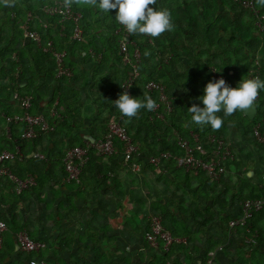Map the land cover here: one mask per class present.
<instances>
[{
    "label": "trees",
    "instance_id": "obj_1",
    "mask_svg": "<svg viewBox=\"0 0 264 264\" xmlns=\"http://www.w3.org/2000/svg\"><path fill=\"white\" fill-rule=\"evenodd\" d=\"M244 1L246 0H158L157 8L170 10L175 30L158 39L132 36L134 46L128 48L131 54L136 48L141 52L140 77L130 94L141 100L145 94L150 95L157 102L158 108L153 112L141 110L138 118L128 121L112 103L123 94V85L131 72L130 66L123 62L120 55V25L115 20V11L98 14L95 10L74 5L73 10L82 16L83 30V40L74 41L70 26L61 30L60 16H46L42 12L44 7L55 5L59 1L36 0L33 3L32 0H14L16 4L7 10L3 0H0V149L16 153V148L19 147L20 154L16 156L10 169L16 177L26 179L31 176L36 182V185L18 194L13 182L8 178L0 179L4 188L3 200L7 199L10 207L8 216L0 215V220L7 226L4 243L0 248V264H11L8 259L15 251L13 241L25 230L19 212L30 196L36 195L39 201H44V190L51 183L53 186L50 185L49 190L54 198L62 197L60 187L67 190L64 200L56 208L58 214L47 216L61 230V234L48 243L27 231L34 241L48 246L39 254L29 257L18 248L21 254L19 258H22L18 259V264H28V259L33 257L46 264H55L56 261L59 264H195L196 257H199L201 264H205L210 252L217 253L216 264H219V255L225 254L227 244L234 241L236 236L242 237L239 250L247 252L249 249L257 253L264 251V211L255 214L244 226L230 227L233 220L241 217V204L244 201L264 197L260 187L264 179L259 177L256 181L247 177L250 170L240 158V147L236 150V157L226 164V174H237V181L229 175H222L219 180L211 179L205 172L194 175L179 167L174 158L163 160L159 167L148 163L149 158L159 157L161 153H170L173 157L183 156V150L178 147L179 139L196 143L197 137L211 153L208 138L216 135L226 139L234 128L241 133L246 143L256 146L260 165L264 169V145L254 141V130L264 119V90L257 99L258 114L253 121L243 113L225 117L221 112L219 115L224 124L220 130L213 131L210 126L201 128L191 123L188 112L193 104L203 107L198 98L203 96L206 84L215 81L214 72L225 76L228 86L233 88L243 78L259 77L264 80V8L258 7L254 1L253 9H247ZM26 29L38 32L42 44L25 40ZM49 42L53 43L54 51L67 53L64 62L67 75L57 76L52 50L44 51ZM83 52L86 53L85 56L82 55ZM77 60H81L84 66H91V76L83 79L86 88L93 84L97 90L96 95L92 94L96 109L93 117L95 125L92 128L94 143L104 140L114 122H120L127 128L133 145L140 149L141 156L135 155L132 160L141 165L139 174L148 171L157 177V184L163 186V198L167 200V204L153 205V215L161 218L163 228L174 239L184 242L173 243L169 250H165L164 241L159 240L158 248H152L145 235L151 230L152 216L145 218L141 226L135 225L137 231L143 229L145 232L136 254L126 253L120 246L114 249V237L108 238V244H101L102 239L96 237L100 234L97 232L107 234L112 229L111 226L98 228L92 220L86 230L72 231L69 227H63V211L68 209L72 200L69 192L82 188L88 173L95 176L102 189L113 191L124 189L119 176L121 168L125 167L130 173L139 175L125 164V145L119 140L115 141L117 154L113 156H99L94 149L89 150V160L82 169L79 182L68 180L63 162L66 157L64 154L53 155L42 147L44 135L53 139L58 134L68 138L69 151L75 147H87L71 133L73 128L83 125L81 122L78 125L77 121L85 108V103L80 101V94L72 84L79 80V77L71 75ZM24 81L27 87L21 88L20 84ZM46 81L53 84V92L48 103L50 109L44 115L50 122H55V131L46 134L38 128L34 139L23 140L21 135L24 126L7 121L8 117L24 112L13 95L17 93L21 97H31L33 105L30 113L36 115L33 108L35 102L42 98L40 83ZM152 81L165 87V93L173 103L170 113L165 112L158 93L147 92L146 87ZM50 110H54L59 118L50 117ZM158 113L164 115L163 120L157 117ZM87 143L93 144L90 141ZM58 167L60 175L55 174ZM185 194H190L191 200L196 201L194 208L186 206ZM79 195L82 193L79 192ZM126 199L137 200L132 193ZM138 206L140 209L145 208L141 203ZM52 208L53 203L46 209ZM122 217L129 223L130 215L126 211ZM215 225L221 238L208 240L201 249L197 246L198 242H202L199 234L205 229L211 231ZM245 237H254L257 244L247 246ZM75 249L80 250V254L74 253ZM60 251L66 255H61ZM50 256H55V261H51Z\"/></svg>",
    "mask_w": 264,
    "mask_h": 264
},
{
    "label": "crops",
    "instance_id": "obj_2",
    "mask_svg": "<svg viewBox=\"0 0 264 264\" xmlns=\"http://www.w3.org/2000/svg\"><path fill=\"white\" fill-rule=\"evenodd\" d=\"M82 55L85 56L86 53ZM77 61L78 62L72 69V74L71 71L70 74L73 77H79V80L73 81L72 84L74 89H76L75 91L79 92L80 94V101L85 103V108L84 113L77 121V123L81 122L83 125L79 128H73L71 133L78 139V141H81L82 144L88 145L91 144L87 143L88 141L94 143L92 128L95 125L93 117L96 113V109L94 107V97L92 94L96 95L97 90L94 89L93 84L87 85L88 88H86V84L83 79V77L89 78L91 76V66H84L81 60ZM102 71H104V68H102ZM52 85L53 84L51 81L40 83L42 98H39L38 101L35 102L33 110L35 113H37L36 115L44 114L49 111L50 108L48 107V103L53 92ZM20 87H27V83H25V81L22 82ZM90 90L94 92L91 93ZM17 108L18 105L16 104L15 109ZM232 131H235L232 134L238 133V131L235 129H232ZM235 135L238 137V144L242 147H240L242 149L240 158L250 170V172L247 174V177L254 178L256 181L259 177L264 179V169H262L260 165V157L259 154H257L256 146L250 145L248 143L246 145V142L244 140L242 141L239 134ZM42 139V147L53 155L64 154L66 156L67 152L69 151L68 138L63 135H55L53 139H51L50 136L44 135ZM254 141L258 142L257 140ZM60 172V167L56 168L55 174L60 175ZM226 175H229V177L234 181L238 180V176L235 173H228ZM119 176L124 189L113 191L102 189L95 176L88 173V178L86 179L84 186L78 190L69 192L71 193L72 200L68 209L63 211V215L65 214L63 227H69L72 231H77V229L86 230L88 229V224L92 220L96 223V227L98 228H102L105 225L111 226L112 229H110L107 234H105L103 231L97 232L100 233L96 237L102 239L101 244H108V238L114 237V249L116 246H120L122 251H125L129 254H136L139 250L141 241L143 239V234L145 232L143 229L137 231L135 225L141 226L145 218L152 215L153 205H166L167 200L163 198V186L157 184V177L148 171L141 172L138 176H136L123 167L119 170ZM50 185L53 186L52 183ZM49 186H47V188L44 190V201H39L36 195L30 196L24 208L19 212L20 218L24 222L25 230L33 233L35 237L45 241H47V238L50 240H52L54 237L58 238L61 234V230H59L54 222L48 220L49 218L47 216L50 214L52 215V213L53 215L58 214L56 208L61 203V201L64 200L63 197H65L67 193L65 187H60L62 188L61 191L63 192L62 197L54 198L55 196L50 192ZM79 192H81L82 195H79ZM130 193H132V195H134L137 200L127 201L126 197ZM3 195L4 188L0 184V215L8 216L10 207L7 205L8 200L6 197V200H3ZM185 198L186 206L194 208L196 201L190 200V194H185ZM51 203H53L54 208L47 210L46 208L50 206ZM139 203L144 204L145 208L140 209L138 206ZM122 206H126L127 208L123 209ZM65 207H67V205ZM124 211L130 215L129 223L125 218L122 217L124 215ZM44 215L47 221H51L53 223V231H50V229L47 228V224L45 223L46 219L43 217ZM212 229L215 230L212 234H210L208 229H205L203 233L199 234V239H201L202 242H198L197 246H199L201 249L204 248V245H206L208 240H217L218 238H221V235L216 229V225ZM91 238L94 239V237ZM241 241L242 237L236 236L234 237V241H231L227 244V250L225 254L221 253L218 257L219 264H264V251L257 253L256 251L248 249L247 252H243L239 250V243ZM93 242L91 241L90 243ZM13 244L15 251L8 260L11 264H18V259L22 260V258H19L21 254L19 253L15 240L13 241ZM74 253L80 254V250L78 251V249H75ZM49 258L51 261H55L56 259L55 256H50ZM196 259L197 262L195 264H201V259L199 257H196Z\"/></svg>",
    "mask_w": 264,
    "mask_h": 264
},
{
    "label": "built area",
    "instance_id": "obj_3",
    "mask_svg": "<svg viewBox=\"0 0 264 264\" xmlns=\"http://www.w3.org/2000/svg\"><path fill=\"white\" fill-rule=\"evenodd\" d=\"M255 0L244 1V7L247 9H253ZM63 2L59 1L55 5H49L42 9V12L46 16H60L61 30H64L66 26L71 27L72 39L74 41L83 40V30L80 25L81 15L72 9H62ZM32 18L31 15H29ZM119 34L121 39L119 41V51L123 58V62L130 66L131 72L129 78L124 83V91L131 93V88L134 83L140 77L139 64L141 60V52L138 48L135 49L134 53L129 52V46H134L131 42V37L127 32L120 26ZM25 40H31L38 45L42 44V38L38 32L26 29ZM52 50L55 57L57 76L62 77L68 74V70L65 67V59L67 56L66 52H56L53 49V43L49 42L47 47L44 48L45 52ZM215 81L219 79H227L222 74L214 72ZM256 78V77H255ZM130 86V87H129ZM146 90L148 93H158L160 95V102L165 106V112L170 113L173 110V103L169 96L165 93V87L157 82H150ZM131 95V94H130ZM13 99L19 104L24 112L17 114L12 117H8V123L20 124L24 126L23 133L21 135L23 140L34 139L37 135V129L40 128L43 133H51L55 131V122H50V119L44 115H32L30 110L32 109V98L29 96L21 97L15 93ZM158 108V107H157ZM50 117L58 119L59 116L54 110H50ZM159 119H164V115L158 113ZM9 131V130H8ZM10 137V133H8ZM254 135L258 142L264 145V119L257 125L254 130ZM119 140L125 145V159L124 162L130 167V170L134 173L141 171V165L137 162H133L135 155L141 156L139 147L133 145L132 139L129 137L128 130L120 122H114L109 127L108 135L104 140L98 141L97 143L88 144L87 147H75L68 151L64 165L68 173L69 181H78L82 173V169L89 160V150L94 149L99 156H113L117 154L115 147V141ZM196 143L184 139H179L178 147L183 150L184 155L181 157H173L170 153H161L159 157H151L148 163L159 167L162 165L163 160L174 158L177 161L179 167L184 168L187 172H191L194 175L199 172H205L211 179H220L222 175L226 173V164L233 158V153L230 144L226 139L220 138L216 135H212L208 138V144L211 145L212 151H208L204 145H202L198 138L195 137ZM20 154V148H16V153L1 150L0 149V179H9L15 184V189L18 194H21L30 186L36 185L33 177L29 176L26 179H20L16 177L11 169L15 163L16 156ZM43 158V156H39ZM112 177L113 175L110 174ZM261 189L264 194V181L261 183ZM242 214L240 218L233 220L230 223L231 228L238 226H244L248 220L252 219L255 214L264 211V197L262 199L246 200L241 204ZM150 232L146 234V240L149 242L152 248H158L159 240L164 241L165 250H169L173 243L184 242V240L174 239L170 232L163 228L162 220L159 216H153L151 220ZM7 231L6 223L0 220V248L4 243V234ZM245 244L252 246L257 244V240L254 237H245ZM19 250L29 257L32 254H39L46 249V244L42 242L34 241L26 230L21 231L16 238ZM221 249V248H220ZM217 253L210 252L205 264H216ZM28 264H46L44 261H40L37 257L29 258Z\"/></svg>",
    "mask_w": 264,
    "mask_h": 264
},
{
    "label": "clouds",
    "instance_id": "obj_4",
    "mask_svg": "<svg viewBox=\"0 0 264 264\" xmlns=\"http://www.w3.org/2000/svg\"><path fill=\"white\" fill-rule=\"evenodd\" d=\"M3 2L7 4L8 0ZM255 4L264 8V0H255ZM74 5L95 10L98 14L115 11V20L129 36L158 39L163 34L175 30L170 10L157 8L158 0H63L62 9L70 10ZM262 90H264V80L259 77L243 78L235 88L228 86L222 78L210 81L203 90V96L198 98L203 107L193 104L188 108L191 123L201 128L210 126L213 131H218L224 124V120L219 115L221 112L225 117L233 116L238 112L245 115L254 112ZM112 103L128 121L138 118L141 110L153 112L158 107L157 102L150 95L145 94L141 100L133 98L127 91Z\"/></svg>",
    "mask_w": 264,
    "mask_h": 264
},
{
    "label": "rangeland",
    "instance_id": "obj_5",
    "mask_svg": "<svg viewBox=\"0 0 264 264\" xmlns=\"http://www.w3.org/2000/svg\"><path fill=\"white\" fill-rule=\"evenodd\" d=\"M32 1H33V3H35L36 0H32ZM57 1L63 2V0H57ZM15 4L16 3H14V0H9L7 2V4H5V6H6L5 9L10 10L13 7V5H15ZM197 89L199 90V87ZM177 96H178V94H177ZM232 129H234V128H232ZM233 132H235V131H232L231 130V134L229 133L226 136V140L228 141V143L230 144V146L232 148L233 157H236V155H237L236 150L238 149V147H241V146L238 144V137L235 134H239L241 139H242V137H241V133L238 132V133L232 134ZM255 140H256V138H255ZM242 141H243V139H242ZM246 145H247V143H246ZM235 146H236V148H235ZM40 156H42V155H40ZM224 175H226V173ZM190 200H191V198H190ZM151 216H153V212H152V215ZM43 217L46 219L45 215ZM45 223L47 224L46 226H47L48 229H50V231H53L54 230V228L52 226L53 223L51 221H47V219H46V222ZM214 231L215 230L212 229L210 231V234H212ZM47 241H48V243L51 242V240L48 239V238H47ZM47 246H48V244H47ZM56 250L58 251L59 249L56 248ZM60 254L61 255H66V253H64L62 251H60ZM68 262H71V261L68 260ZM55 264H59V263H57V261H56Z\"/></svg>",
    "mask_w": 264,
    "mask_h": 264
},
{
    "label": "water",
    "instance_id": "obj_6",
    "mask_svg": "<svg viewBox=\"0 0 264 264\" xmlns=\"http://www.w3.org/2000/svg\"><path fill=\"white\" fill-rule=\"evenodd\" d=\"M257 114H258V109H257V107H256V109H255L254 112H252V113H250V114H248V115H245V114H244V115H245L246 117H248L251 121H253V120H255Z\"/></svg>",
    "mask_w": 264,
    "mask_h": 264
}]
</instances>
